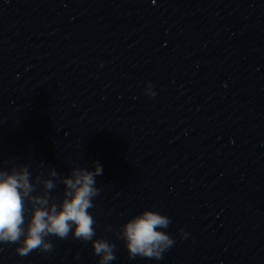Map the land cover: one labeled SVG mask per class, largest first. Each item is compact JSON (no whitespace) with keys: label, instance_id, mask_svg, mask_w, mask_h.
Returning a JSON list of instances; mask_svg holds the SVG:
<instances>
[{"label":"clouds","instance_id":"obj_1","mask_svg":"<svg viewBox=\"0 0 264 264\" xmlns=\"http://www.w3.org/2000/svg\"><path fill=\"white\" fill-rule=\"evenodd\" d=\"M144 93L149 97L156 95L151 81L146 82ZM93 165L94 170L74 166L65 176L49 168L48 177L36 175L35 183L28 165H13L10 170L0 168V244L18 245L15 251L23 257L33 251L51 252L54 245L49 237L66 240L71 236L91 242L93 254L99 257L98 264L114 261L116 245L94 238L97 222L89 210L95 207L93 200L100 194L96 177L102 175L103 169L98 161H93ZM57 183L64 185L60 202L52 195ZM37 185H42V191L37 192ZM170 224L167 215L146 209L120 225L115 234L124 242L129 259L161 260L176 243L162 231ZM179 235L183 239L188 233L180 229Z\"/></svg>","mask_w":264,"mask_h":264}]
</instances>
